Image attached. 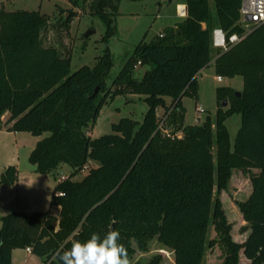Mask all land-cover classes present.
Masks as SVG:
<instances>
[{"label": "trees", "instance_id": "1", "mask_svg": "<svg viewBox=\"0 0 264 264\" xmlns=\"http://www.w3.org/2000/svg\"><path fill=\"white\" fill-rule=\"evenodd\" d=\"M122 1L83 0L106 23V41L115 33L113 17ZM186 4L187 16L164 29L162 37L135 46L111 86L109 47L93 67L72 72L71 57L42 45L46 15L0 7V130L48 133L29 156L36 172L57 177L63 165L71 168L52 196V204L61 208L58 216L13 211L1 218L0 264H18L14 249L28 247L44 264H59L53 259L57 250L111 230L120 233L130 264H141L132 262L134 255L147 252L154 238L173 252L174 264H205L207 250L217 244L224 252L220 264H243L242 256L247 264L264 263V24L246 32L243 0ZM216 28L227 38H243L223 51L213 46ZM138 65L151 67L141 80L134 77ZM210 65L217 76L243 78L240 96L230 87L217 89L215 129L210 116L186 124L183 104L185 96L198 95V75ZM127 92L144 96L143 121L122 118L112 133L92 138L89 124L105 104ZM160 108L167 116L163 128ZM6 112L10 117L4 121ZM235 114L241 125L232 142L227 120ZM86 166L89 173L73 180ZM235 169L250 174L252 185L247 199L237 201L251 229L244 242L233 238L216 197L228 188ZM18 180V168L10 165L0 175V187ZM212 226L215 238H210ZM162 260L156 254L145 264Z\"/></svg>", "mask_w": 264, "mask_h": 264}, {"label": "rangeland", "instance_id": "2", "mask_svg": "<svg viewBox=\"0 0 264 264\" xmlns=\"http://www.w3.org/2000/svg\"><path fill=\"white\" fill-rule=\"evenodd\" d=\"M183 2H186V0H123L118 14L113 17L115 33L108 41L104 40L107 32L106 23L99 16L93 14L89 2L84 3L83 0H79L77 3H73L72 0H0V7L10 11H39L41 14L46 15L48 23L41 32L42 45L56 48L62 57H71L72 72L83 66L93 67L97 63V58L102 56L105 49L109 47L114 62L107 79L108 85L111 86L132 55L136 45L143 39L147 42L157 39L161 33L165 32L164 29L175 26L177 22L182 20L179 16L178 5ZM70 16H72L71 19L66 21V18ZM89 32L92 33L87 36ZM150 68L147 65H138L134 71V77L141 80ZM198 80V95L183 98V104L186 108L185 123H203L207 116H210L215 129L216 112L219 107L217 89L219 87H230L241 92L243 78L241 76L235 78L223 77L222 81H218L214 65H210L199 73ZM197 107L204 110L199 119L197 118ZM228 107L229 102L223 108ZM147 109L148 104L144 100V96L130 92L119 94L105 104L99 116L89 124L88 134L92 138H98L112 133V125L126 117L141 123ZM164 112L163 108L158 110L160 118L163 117ZM9 117L10 113L6 112L3 115V120L6 121ZM227 125L232 142H234L241 125V116L238 114L233 115L227 120ZM46 135L48 133L40 138ZM33 139L34 136L28 132H0V175L9 165H15L20 171V175L23 176L32 171L34 165L29 160L31 152L29 147L33 143ZM214 153H216V148H214ZM89 169L90 167L86 166L73 177V180H82L89 173ZM254 172H257V170H254ZM36 174L37 179H35V184L31 187V190L36 193V205L38 208L43 209L47 205L52 189L45 181L49 180L50 184H53L55 181L59 182L62 176H66L67 179L71 174V168L63 165L58 170L57 177L53 174ZM27 191L25 190L23 194L28 195ZM251 191L250 174L235 169L228 188L216 193V197L222 202L227 220L232 226L231 233L236 241H245L251 231L237 205V201L247 199ZM6 195L4 194L0 213L17 209H29L30 204H28V199L25 196L13 200V198H7ZM216 236V231L212 226L210 238ZM156 254L162 255V264H174L173 252L161 244L157 238L150 242L147 252L137 251L132 262L145 264ZM25 255L22 251L18 252L16 259L24 261ZM31 258V263L43 264L41 257L31 256ZM223 258V248L220 244H217L207 250L205 264H220Z\"/></svg>", "mask_w": 264, "mask_h": 264}, {"label": "clouds", "instance_id": "3", "mask_svg": "<svg viewBox=\"0 0 264 264\" xmlns=\"http://www.w3.org/2000/svg\"><path fill=\"white\" fill-rule=\"evenodd\" d=\"M119 240L120 233L115 230L103 237L93 233L86 241L76 240L66 250H57L53 259L59 264H130L127 250Z\"/></svg>", "mask_w": 264, "mask_h": 264}, {"label": "crops", "instance_id": "4", "mask_svg": "<svg viewBox=\"0 0 264 264\" xmlns=\"http://www.w3.org/2000/svg\"><path fill=\"white\" fill-rule=\"evenodd\" d=\"M181 5H187V4H186V2L179 3L178 8ZM180 18L183 19V17H180ZM1 131L11 132V131H8L7 129H2V130H0V132ZM18 133H22V132H18ZM40 137L34 136L33 143H31V146L29 147V148H31L30 149L31 151L36 146L37 142L41 139ZM30 154H31V152H30ZM36 173H38V172L35 171V166L32 169V171H30L28 173V175H25V176L20 175V171H19V180H18L16 185H13V186H1L0 187V207L3 206L4 194H7L6 197L7 198H13V200L14 199L18 200L19 197L25 196L26 199H28L27 200L28 204H30L29 205V209H23V210L22 209H17L15 211H23V212H27V213H34V212H38V211H49L50 213L58 216L60 214L61 208L58 205H53L52 202H51L52 201V196L54 194L55 186L57 185V181H55L53 184L52 183L50 184L49 180H46L47 182L45 181V183L46 184L48 183L50 185V187L52 188L51 191H50L51 195H50L49 199L47 200V205L43 209H40L36 205L37 203H35V194L36 193H34L31 190V187L35 184V179H37V176H36L37 174ZM25 190H28L27 191L29 193L28 195L26 193H25L26 195L23 194ZM11 212H13V211H9V212L6 211L5 213H0V228H1V225H2L1 218L3 216H5L6 214L11 213ZM238 242H244V241L238 240ZM21 251L26 254L24 256V258H25L24 261H18L16 259L17 253L21 252ZM31 256L37 257L33 253L28 252L27 248H17V249H14L12 258H13V261L15 263H18V264H34V263H31V259H32ZM242 263L243 264H247V263H249V261L242 256ZM43 264H44V262H43Z\"/></svg>", "mask_w": 264, "mask_h": 264}, {"label": "built area", "instance_id": "5", "mask_svg": "<svg viewBox=\"0 0 264 264\" xmlns=\"http://www.w3.org/2000/svg\"><path fill=\"white\" fill-rule=\"evenodd\" d=\"M178 12L180 17H186L188 12L187 5H181ZM241 24L247 33H250L255 28L264 24V0H243L241 8ZM163 35V33L160 34L161 37ZM242 38L243 37H240L238 34H233L227 38V34L222 28H216L213 31V46L221 48L223 51H227L232 47V45H235ZM222 78V76H217L218 81H222ZM203 112V108L197 107L198 119ZM166 117L167 116L163 117L160 124V127L162 128ZM164 130L167 132L166 129ZM64 179H66V176H62L59 182ZM56 195L61 196L63 195V192H57ZM27 251L32 253V249L30 247L27 248Z\"/></svg>", "mask_w": 264, "mask_h": 264}, {"label": "water", "instance_id": "6", "mask_svg": "<svg viewBox=\"0 0 264 264\" xmlns=\"http://www.w3.org/2000/svg\"><path fill=\"white\" fill-rule=\"evenodd\" d=\"M90 33H92V32H89V33L87 34V36H88ZM236 94H237V96H240V95H241V92H240V91H237ZM227 104H228V101H227V100H225V101L222 102V106H223V107H224V106H227Z\"/></svg>", "mask_w": 264, "mask_h": 264}]
</instances>
